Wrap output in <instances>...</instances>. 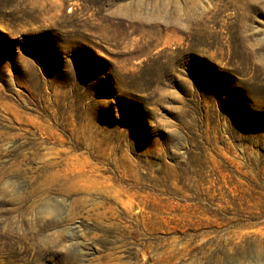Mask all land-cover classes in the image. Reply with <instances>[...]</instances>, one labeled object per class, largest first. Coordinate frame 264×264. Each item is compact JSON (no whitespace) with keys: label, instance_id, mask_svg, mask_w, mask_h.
Instances as JSON below:
<instances>
[{"label":"rangeland","instance_id":"1","mask_svg":"<svg viewBox=\"0 0 264 264\" xmlns=\"http://www.w3.org/2000/svg\"><path fill=\"white\" fill-rule=\"evenodd\" d=\"M0 264H264V0H0Z\"/></svg>","mask_w":264,"mask_h":264}]
</instances>
